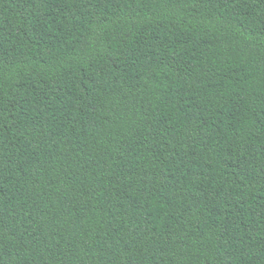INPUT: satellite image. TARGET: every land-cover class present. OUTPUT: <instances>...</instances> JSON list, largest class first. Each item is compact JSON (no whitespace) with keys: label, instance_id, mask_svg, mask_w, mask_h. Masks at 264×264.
Returning a JSON list of instances; mask_svg holds the SVG:
<instances>
[{"label":"trees","instance_id":"16d2710c","mask_svg":"<svg viewBox=\"0 0 264 264\" xmlns=\"http://www.w3.org/2000/svg\"><path fill=\"white\" fill-rule=\"evenodd\" d=\"M0 264H264V0H0Z\"/></svg>","mask_w":264,"mask_h":264}]
</instances>
